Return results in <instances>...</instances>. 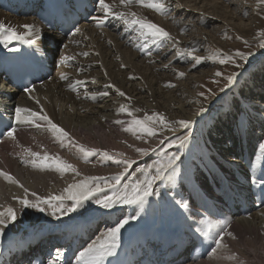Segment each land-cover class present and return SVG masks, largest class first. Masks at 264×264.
Instances as JSON below:
<instances>
[{
  "label": "bare ground",
  "instance_id": "obj_1",
  "mask_svg": "<svg viewBox=\"0 0 264 264\" xmlns=\"http://www.w3.org/2000/svg\"><path fill=\"white\" fill-rule=\"evenodd\" d=\"M34 1L0 0V24L11 27L22 34L20 40H13L10 44L0 43V58L4 53L9 52L10 49L23 42L28 45L29 53L33 58L44 59L45 61L52 59L54 71L48 80L34 85L31 93H13L0 87V113H5L10 118L12 127L16 128L15 139H12V142H6L9 139L6 136L0 142V171L13 177L18 181L16 185L21 186V190L23 189L20 198L4 197L0 200V212L6 213L9 207L15 211V214L17 211L23 210L29 212V215L27 214L25 218L20 219L18 222L8 223L4 232L0 234V251L6 241L18 242L23 240L29 231L37 230L43 227L40 226L43 224L49 226L50 220L64 216L60 212H56L55 216L51 214L54 211L55 204L53 207L45 205V211L41 212L37 208H24L19 202L25 195L35 202L36 197L32 196V193L44 198L52 194L59 195L69 185L70 174L77 177L75 173L70 171L65 172L64 176L63 173L49 169L57 174V187L59 188L58 190L55 188V191L49 189V185L44 184L40 176L34 175V172L42 171L39 163L45 153L52 157L57 151L58 153L64 151V158L71 161L78 172L83 174L87 172L89 175L98 178L101 175L98 176L100 173L96 172H103V164L97 162L99 168L91 170L92 167L87 165L90 164L88 160L91 159L83 158V155L79 153L74 144H82L89 149H98L99 152L92 157L96 156L99 162L105 160L99 154L103 152L113 154L116 151H123L126 156L130 155L136 158V155H142L136 149H146L148 154L151 149L149 143L155 144L157 141L165 139H167L166 141L176 140L175 137L182 133L184 135V132L189 130L188 128H193L194 133L181 146L182 153L174 166L176 173L172 177L173 179L168 182L172 184L171 188L169 189L167 185L161 190L162 193L160 191L155 194L156 197L160 195L158 199L159 211L156 212L153 207L149 213L146 211L147 206H142L141 209L144 208L142 215L147 218L142 219L139 217L141 213L139 212L141 210L140 205L125 204L107 213V215L117 216L118 218L114 224L108 225L109 227L115 226L122 219H127L128 223L120 231L119 240L113 254L104 256L100 264H124L121 258L124 250L121 248L122 241L127 240L129 235L133 234L135 227H139L143 223L151 224L153 221L162 224L164 231L158 232V234L169 236L175 242H173L175 245L182 240L192 242L193 239L204 243V249L196 251L195 257H193L195 253L187 255V250L185 253L179 254L174 261L170 262L171 264H239L240 261H243V264H255L257 261L261 262L262 255L260 257L257 253L262 252L264 255V147H262L264 145L259 146V141L251 142L247 139L246 146H242L245 141L241 142V137L236 135L234 130V119L238 120L237 112L233 108L224 109L214 120V127H209L208 130L210 137L212 135L217 137V142L208 137L213 150H219V152H216L218 156H213L212 154H215V151L213 152L210 148L208 139L202 136L200 127V123L204 119L203 113L208 110V106L204 107V112L197 114L191 112V108L186 109L184 107L186 104L182 106L183 102H180V104L177 102L182 95H185L184 93L190 94V89H193L195 84L200 82L204 76L213 74L212 70L215 65L224 64L218 62L224 59L222 55L225 53L226 47L223 43L216 41L220 39L218 34L217 36L215 34L217 29L215 31L212 27L213 29L204 30L200 27L205 25V28H209L211 25L216 27L220 25L226 31L234 30L237 27L238 29L242 28L243 33L247 35L245 28L252 25L253 16L248 20H243L241 12L238 11V13L235 10L237 5L234 6V4L238 0H166L165 14H158L152 9L135 3L126 7L120 4V0H106L112 6L114 12H134L138 18H146L148 21L164 28L169 34H172L173 39L169 42H175L177 50L182 51L188 48L194 50V55L202 57L201 62L196 64L187 55L171 57L177 50H173L170 54L168 47H166L168 41L147 44L148 42L146 43L137 31L133 29L125 31L126 26L122 20L114 16H108L104 19V13L99 10L94 21L79 27L80 31H75L68 38H61L56 32L48 33L45 29L37 31L34 22V11L28 13L23 11L25 6L26 8L33 7ZM218 1L226 5L222 6L221 3H216ZM203 3H211L206 5L203 10V13L208 11L211 18L208 17L209 15H205L206 13L200 15L197 12L199 5ZM168 13H171L169 15L171 17L167 21H163L162 19ZM188 15L190 16L187 21L195 29V32L197 31L192 35L191 29L186 34V30L180 28L184 23H180V21ZM176 16L180 17V21L174 19L177 18ZM193 16L195 18H192ZM97 19H103V24L107 23V27L97 26ZM24 25H30L31 28L26 29ZM183 26L190 27L187 24ZM182 29L184 31H181ZM248 30L252 29L247 28ZM202 39H204L203 43L208 42L212 51H217V54L198 55L196 45ZM52 45L55 46V49L62 48L58 55H56L57 50H52ZM141 45L144 46L143 50H141ZM85 52L88 53L87 56L83 55ZM67 57L73 59L67 63H61L62 58ZM212 57H215V59H212ZM156 62L166 65L168 62L169 65H172L170 68H174L172 73L175 76L170 77V73L164 72L166 68L157 66ZM157 70L161 72L155 73ZM262 70V66L257 67L255 70L254 67H251L246 74L249 76L245 77L248 80L247 88L244 89L246 82L245 84L244 82L243 84L240 83V93L245 98L257 100L261 95H264V91H260L264 89V72ZM188 71L194 72V74L187 76L186 72ZM180 72L184 73L183 77L178 75ZM61 74L66 75L67 79H60ZM259 75L263 78L259 79V83H257ZM236 79L237 75L234 81ZM77 81L80 82L79 85L76 84ZM234 81L230 87L236 84ZM69 84H73L74 87L69 88ZM252 86L254 88L258 87L257 92L250 91V87L253 90ZM164 87L167 90H164ZM117 89L124 92L125 96H120L116 91ZM104 92L108 94L100 95ZM189 98L192 99L193 97L190 95ZM196 99V101H200L199 98ZM121 104L127 105L132 112V116L118 112ZM17 107L26 108L38 114H46L55 124L69 133L74 144L65 141L64 145L61 146V143L48 130L46 122H38L41 125L39 127L35 125H17L15 123V109ZM258 110L263 117L259 128H261V134L264 137V105L258 106ZM153 113L162 114L165 122L168 123V127L156 124L155 135L158 136L156 138H159L157 141L155 137L144 132L137 131L133 134L123 130L128 127V122L131 119H142L145 115H152ZM117 120L122 123H116ZM180 120H190L191 124L188 128H181L178 123H175ZM255 120L256 118H254L253 124ZM249 125H252V123L249 122ZM36 132L40 134V140L43 142V144H40L42 153H38V157H31L25 153L21 142L30 140L31 138L28 135L32 136ZM262 136L259 139L263 138ZM144 138H149L147 145ZM162 150L159 153H162ZM33 160L36 161L35 167L33 166ZM215 161L219 163L221 168L217 167L218 164ZM116 163L118 162L116 161ZM235 165L236 168L238 166L236 171L240 175H244L243 188L241 187L238 194L236 193L238 197L243 198L242 203H240L241 201L239 203L235 202V196L227 199L225 193L231 185ZM75 179L74 177L70 184L78 182ZM64 181L67 185L64 184ZM9 184L15 183H10L3 176H0V191L4 196L5 189ZM25 184L30 186L27 194L24 192ZM50 192L52 193L50 194ZM212 192L215 194L214 196H212ZM224 194L226 198H224ZM162 195H164V200L161 198ZM218 197H222V205L227 204V207L232 209V216L224 217L217 210L214 199L220 200ZM153 200L155 201V199ZM181 201L187 204V208L181 206ZM204 201L209 204L207 210L201 207ZM146 202L149 204L152 201L148 199ZM229 203H231V206H229ZM63 204L68 207L71 205V201L65 200ZM153 204L154 202H152ZM103 214V212L92 211L88 218L99 217ZM151 215H154L156 220H153ZM88 218L84 217L81 220ZM205 218L212 221V227L209 229L207 237L203 236L200 231L203 228L201 221ZM223 227H227V230L232 232L235 238L225 234L223 243L227 247L212 253L211 249L216 246L217 234ZM87 229L88 227L85 230L86 233L84 232L85 234L81 237V244L76 246V252L79 249L84 251L102 235L97 236V233L91 232L92 228L89 231ZM145 234H147V230L142 229L141 239L145 237ZM94 235L97 237H94ZM80 253H76L74 261L71 260L69 263L76 264ZM230 255H235L236 259H228L227 257ZM251 260L253 261L251 262ZM8 264H24V262L11 259Z\"/></svg>",
  "mask_w": 264,
  "mask_h": 264
},
{
  "label": "rangeland",
  "instance_id": "obj_2",
  "mask_svg": "<svg viewBox=\"0 0 264 264\" xmlns=\"http://www.w3.org/2000/svg\"><path fill=\"white\" fill-rule=\"evenodd\" d=\"M240 1H242V2H240ZM216 3L219 4L221 2L218 1ZM208 4H211V3H203V4L199 5V9L197 10V12L200 13V15L206 13L205 15H209L208 17H210L211 14H209L208 11L203 13L204 8ZM221 4H222V6L226 5V4L223 5V3H221ZM235 5H237V7ZM234 6H235V10H237V12L238 11L241 12L243 20H248L251 16H253V19H252L253 23H251L252 25L245 28L246 29L245 32L247 33V35L245 33H243L242 28L238 29L237 27H236V29L231 30V31L223 30L222 27H220V25L219 26L217 25V27L211 25L209 28H205V25H202V27H200V28H202L204 30H210V29L214 28L215 31L217 29L215 34H216V36L218 34V37L220 39L216 40V41H218L219 43L220 42L223 43L224 46L226 47L225 53L222 55V57L232 56L234 58V60H235V63H233L231 61H226L223 65H219V64L215 65L213 70H212L213 74H211L209 76H207V75L204 76L203 79H201L200 82L195 84L193 89H190V94L189 93H184L185 95H182L180 97V100L179 99L177 100V102L179 104H180V102L181 103L183 102L182 106H184L186 104V106H184L186 109L187 108L188 109L191 108V112H194V113H197V114H201V113H199V109L201 107L204 108L205 106H208V110L204 112L205 114L203 113V118L204 119L201 121L200 127L202 129V136L204 138H208L209 137L214 142H217V140H216L217 137H215L216 135H212L210 137V132H208V130H209V127H214V124H213L214 120H216L217 115L219 113H221L224 109H227V108L232 107V106L235 109L237 107H240L241 109H243V107L249 105V106H251V108L253 110V108H255L257 106V104H258V106H260V105L263 106L264 105V98H262L261 100L258 99V101L252 100V102H249L248 101L249 99H247L245 97H241L240 95H237V90H232L231 93H228V90H226L228 87H230V85L226 86L227 85V80H226L227 76H229V75H231L233 73H236L237 79L235 80V82H240L241 81L240 83H242V84H243V82H244V84L246 82V85H244V89H245V88H247L248 80L247 79L244 80L245 77L243 78V74L245 72L247 74V72L249 71V69L251 67H257V66L259 67L260 65L264 64L262 62V60L264 59V47L260 46L261 43H264V4L259 3V0H238L236 2V4H234ZM170 14L171 13H168V15H166L162 20L163 21H167L168 18L171 17V16H169ZM189 16L190 15L183 17V19L185 18L186 20L182 19V21H180L179 20L180 17L178 18L177 16H176L177 18H174V19H178L180 21V23L184 22L183 25H185V24L189 25L191 27V28L188 27L189 29L186 26H183L182 24L181 25L183 27L181 26L180 28H184V30H186L185 31L186 34H188L189 33L188 31H190V29H191V35H192V34H195L197 31L195 32V29H193L191 24H189V22L187 21L189 19ZM254 17H256V18H254ZM192 18H195V17L193 16ZM175 21H174V23H175ZM185 21H187V22H185ZM198 21H199V19H198ZM172 23H173V21H172ZM245 24L247 25V22ZM219 28H221V29H219ZM247 28L248 29H252V30H248L249 31L248 32ZM170 35L172 37V34H170ZM150 40L151 39L149 38V39L145 40V42L146 43L148 42L147 44H151L152 41L149 42ZM203 40L204 39L201 40L202 42L199 41L198 44L196 45V50H197L198 55L199 54H201V55L203 54V55L206 56V55H211V54L212 55L217 54V51L214 50V52H213L212 49L210 48L208 42L207 43H203ZM219 43H217V44L219 45ZM173 44L174 43L172 41H170V42L168 41L166 43V47H168V52H170V54L172 53L173 50H177V48L174 47ZM203 45H205V46H203ZM209 49H210V51H209ZM61 50H62L61 48L58 49V51H61ZM237 51L247 54V59L244 60V59H240L239 57H237L235 55ZM174 53L172 54L173 56H171L173 58H175V56H177L176 52H174ZM208 58H209V56H208ZM242 60H244V61L242 62ZM156 63H155V65L161 66L163 68H166V69H164L165 70L164 72L170 73L171 74L170 77L173 78L175 76V74L172 73L174 68L173 67L170 68L172 65H169L168 62H167V67H165L166 64H164V63H158V62H156ZM237 65H239V66H237ZM240 71H241V73H240ZM262 71L264 72V68H263ZM157 72L160 73L161 71L157 70L155 73H157ZM216 72H220L221 75L220 76L215 75ZM186 74H187V76H192L194 74V72H189L188 71V72H186ZM262 78H263L262 76L258 77L257 83H259V79L261 80ZM255 85L258 86L257 84H255ZM257 88L258 87H255V88L253 87V90H252L251 87H250V91L251 92H253V91L257 92ZM163 89L167 90V88H165V87ZM221 89H223V91H221ZM260 91H264V89H262ZM190 95L193 98L194 97L199 98L200 101H196L197 100L196 98L194 100H193V98L192 99L189 98ZM185 96H186V98H185ZM227 96L230 98V100L233 101V103H234L233 105L229 104L230 103L229 98L224 99ZM254 97L258 98L255 95H254ZM261 97H264V95H261ZM185 99H187V100L189 99V100L187 101ZM241 101H243L244 104H241ZM206 103H208V104H206ZM259 113L260 112H259L258 109L257 110L255 109V111L254 110L250 111L248 114H250L252 116H249L248 114H246L242 125L244 127H246V128L249 127L247 135H246L247 139L251 140V142L259 141V146H262V145H264V138L258 140L260 138V136H262V134H261L262 130H261V128H259L260 125H261V121H262V114H259ZM22 114L23 113H21V115ZM249 118H250V120L252 122H253L254 118H256L254 124H252L251 126H249V124H248V120L247 119H249ZM188 129L189 130H187V132H184L185 133L184 135H182L183 134L182 133L178 137L180 138V137L185 136V135H187V137L191 136L194 133L193 132L194 129L193 128H188ZM43 132H45V131H43ZM212 132H213V130H212ZM28 136L31 139L27 140V141H22L21 142L22 148L23 149H29L32 152L42 153L40 144H43V142L40 140V134H37V132H36L32 136H30V135H28ZM153 137H155L156 141L159 139V138H156V137H158L156 135H154ZM178 137H175V138H177L175 140V141H177V143H175V144L172 143L173 139H170L168 141H166L167 139L162 140V141L159 140L155 144H151L148 141L149 138H144L146 140V145H147V143H149L148 145H151V149L149 150L150 152L148 151V154H146V155H141V156H137L136 155L137 159L134 156L133 157L130 156V155L126 156L125 152H123V151H121V152L120 151H116L113 154L108 152L109 155H111L113 157V159H110V162H109L108 159H105L106 161L105 160H100V162H99V160H98V158H96V156L95 157H92V156L88 157V159H91V160H88V163H90V164H87V165L92 167L91 170L94 169V168H95L94 170L98 169L99 168L98 167V163L99 164H103V167L101 166L102 170L104 169L103 172H96V173H100L98 176L101 175V177L97 178L96 176L89 175L87 172H85L84 174L82 172H79L80 173V175H79L80 177L77 176L78 178L75 175L70 174L71 178L68 180V184H70V182L74 179V177L76 178L75 180L79 182V181L83 180L85 177L89 176V177L97 178V181L100 183L101 187H103L104 190L101 191V192L95 193L94 196H92L88 200L84 201V203L75 212L69 213L68 215H66V217L70 218V219H75V220L78 219L79 220L80 218L88 217L89 214L92 211H96V212L99 211V212L107 213V212H110V211H112V210H114V209H116L118 207L124 206L125 204L118 203V204H115L112 208H107L106 209V208L101 207L99 204H97L96 201L97 200H103L105 197H115L118 194H123L126 191V186L130 189V186L132 184L136 183L138 180L143 181L145 179V170H150L149 175H151V173L154 172V167L153 166L155 164H157L158 162L164 160L166 158V155L175 154V155L179 156L182 153V149H181V145L178 142L179 141ZM6 142H12V139L9 138L8 140H6ZM23 145H24V147H23ZM242 146H244V145H242ZM127 148H129V147H127ZM160 150H162V153H159ZM117 153H119V155H117ZM56 156H59L61 159H63L64 161H66L67 163L72 165L71 161H68L67 158H64V151L59 152V153L57 151L52 157L54 158ZM122 159L123 160L129 159L130 161H132L131 165L130 166H126L124 164L122 165L121 163H116V161H119V160H122ZM101 162H103V163H101ZM177 162H178V160L176 161V163ZM125 167H127L126 171H125ZM105 170H107V171H105ZM121 173H123V174L120 177L119 184L116 185L117 187H115V188L104 187L105 184L112 182L113 178L115 176H117V175H120ZM34 175L40 176L43 179L42 182L44 184H48L49 185L48 186L49 189L50 188H51V190L54 189L53 191H55V188L57 190L59 189L57 187L58 178H57V174L55 172H51L49 169H44V170H42L40 172H34ZM63 175L65 176V173H63ZM172 179L173 178H171V180ZM171 180L170 179L157 180V181H155L153 183V185H152L153 195H152V197L149 196L147 198V200L150 199L152 202H154L153 205H152V202L149 203V204L147 202L146 203L144 202L143 204H136V205H140V209H141L142 206H145V207L147 206L146 211H148L149 213H150L151 209H153V207H154V209H156V212L159 211L158 199L160 198V195L159 196L157 195V197H156L155 194L159 193L167 185H168V188L170 189L172 184H170L168 182L171 181ZM64 184L67 185V183L65 181H64ZM20 187L18 185H16V183L15 184H9L8 187L5 189V192H6L5 196L0 191V198H1L0 200L4 199V197H7V198L11 197V199L20 198V196H22L21 191L23 192V189L21 190ZM24 187L26 189H30L29 185L25 184ZM51 193L52 192H50V194ZM161 193H162V191H161ZM161 198L164 200V195H162ZM153 199H155V201ZM143 211H144V208H142L139 211V212H141L139 214V217L142 218V219H147L146 217H144L142 215ZM27 214L29 215L28 211H25V212H24V210L23 211H17L16 214H15L16 215V219L13 222H18L20 219L25 218ZM154 215H151L153 220L155 219ZM60 219H61V217H60ZM69 220H66V221H69ZM50 221L51 222L49 224H51V225H49V226L55 225L53 219L50 220ZM62 221H63V219H62ZM138 228H140V229H138ZM146 228H147V232L149 230L151 232H153V233L154 232H163L164 231L162 229V224L161 223L153 221V222H151V224H144L143 223V224H141V226L135 227L134 228L135 230L133 231V234L137 235V234H139L142 231V229L146 230ZM94 237H96V235H94ZM130 240L131 239L128 238L127 240L122 241V247H127V245L130 242ZM257 255L260 256V257L262 255V261L261 262L257 261V262H255V264H264V255L262 254V252H258ZM252 261L253 260H251V262Z\"/></svg>",
  "mask_w": 264,
  "mask_h": 264
},
{
  "label": "snow or ice",
  "instance_id": "obj_3",
  "mask_svg": "<svg viewBox=\"0 0 264 264\" xmlns=\"http://www.w3.org/2000/svg\"><path fill=\"white\" fill-rule=\"evenodd\" d=\"M138 4L143 7L149 8L157 12L158 14H165L164 10L166 8V0H120V4L123 6H129L131 4ZM259 3L264 4V0H259ZM98 10L104 13V19L108 16H114L117 19L123 21L125 27V31L129 29H133L138 32L139 36L145 40L151 39L152 43H157L158 41H169L173 38L164 28L158 26L157 24L148 21L146 18H138L137 14L134 12H114L112 6L106 2V0H98ZM97 26L103 25V19L96 20ZM26 29H30V25H24ZM77 32L80 29H76ZM181 31H184L183 29ZM22 39V34L17 30L11 27H5L4 24H0V43L10 44L13 40ZM261 47H264V43H261ZM141 50H143V45L140 46ZM175 47V42H174ZM15 51V49H10ZM83 55L87 56L88 53L85 52ZM177 56H189L191 57L196 64H199L202 60V57L194 55V50H189L188 48L181 50H177ZM240 59H247V54L237 51L235 54ZM72 57L62 58L61 63H67L72 60ZM215 59V57H212ZM226 61H231L235 63V60L232 56H225L224 59L219 60V63H225ZM239 66V65H237ZM167 67V65H165ZM179 76L183 77L184 73L180 72ZM215 75L220 76V72H216ZM236 78V73H233L226 77L227 85H231ZM60 79L65 80L67 76L61 74ZM77 85L80 84L79 81L76 82ZM171 86V85H170ZM73 84H69V88H73ZM25 91L31 93L33 91L32 88H25ZM120 96H125V93L116 90ZM223 91V89H221ZM108 93H100V95H107ZM94 98V97H93ZM205 109L201 107L199 109V113L204 112ZM118 112L127 113L129 116H132L131 110L125 104H121ZM23 113V115H21ZM43 121L46 122L48 130L52 133L53 137L61 143V146L64 145L65 141L70 144H74L71 140L69 133L65 131L63 128L59 127L55 124L46 114H38L37 112H33L26 108L17 107L15 109V123L17 125H35L37 127L41 126L38 122ZM116 123H122L117 120ZM171 123V122H169ZM181 128H188L191 124L190 120H180L178 122ZM159 124L163 127H168V123L165 122V118L162 114L153 113L152 115H145L142 119L133 118L128 122V127H125L123 130L132 132L135 134L137 131L147 133L149 136H154L156 134L155 126ZM151 125V126H149ZM16 132L15 127H11L8 131L4 132L3 135L10 139H15L14 133ZM188 137L187 135L179 138V144L182 146ZM173 144L177 143V141L173 140ZM79 153L83 155V158L87 159L93 155H96L99 150L98 149H89L86 148L82 144H74ZM171 146V145H170ZM264 147V146H262ZM137 152L142 155L147 154V150L143 148L136 149ZM25 153H27L31 157H38V153L31 152L29 149H25ZM102 155L104 159H113L111 155L107 152L99 153ZM179 159V156L175 154L166 155V158L157 164H155L154 172L149 175L150 170H145V179L143 181L138 180L136 183L130 186V189L126 186V191L123 194H118L115 197H105L103 200H97L96 203L99 204L103 208H112L115 204L123 203V204H143L146 202L147 198L153 195L152 185L157 180H166L171 179L175 173L176 168L174 167L176 161ZM118 163L124 164L126 166H130L132 161L130 160H119ZM33 166H36V161L33 160ZM40 168L43 169H54L60 173L65 172H73L77 176L80 173L77 169L61 159L59 156L50 157L47 153L40 159ZM127 167H125V171ZM120 175H117L113 178V181L104 185L107 188H115L117 184L120 182ZM0 176H3L10 183H17L13 177L9 174L0 171ZM103 187H101L100 183L97 181L95 177H85L83 180L69 184L66 188L63 189L62 193L59 195H49L47 198L37 196L36 193H32V196L36 197L35 202L31 201L27 195L24 198L20 199V204L24 208H37L39 211H45V205L49 207H53L54 211L51 213L55 216L56 212H60L62 215H68L69 213L75 212L84 201L88 200L90 197L94 196L95 193L103 191ZM25 194L28 193V189H24ZM65 200L71 201V205L65 207L63 202ZM182 207L187 208V204L183 201L180 202ZM16 215L15 211L12 208H8L5 212H0V234L4 232V229L8 226V223L15 221ZM128 223L127 219L119 220L115 226L107 228L106 231L102 233L100 237H98L93 243H91L84 251L79 254L77 258L76 264H100V261L106 255H112L114 249L117 246V242L119 240V235L121 229ZM203 224V228L200 229L201 234L205 237L209 235V229L212 227V221L205 218L201 221ZM235 238L233 233L227 230V227H223L221 231L217 234V238L215 239V247L211 249L212 253H216L219 249H224L227 247L223 243L224 235ZM228 259H236L235 255H230L227 257ZM239 264H243V261H240Z\"/></svg>",
  "mask_w": 264,
  "mask_h": 264
}]
</instances>
